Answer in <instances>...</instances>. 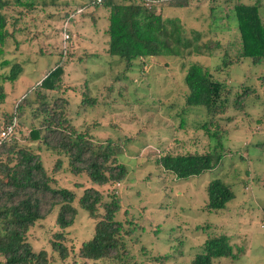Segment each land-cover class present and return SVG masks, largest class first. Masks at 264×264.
<instances>
[{"label":"rangeland","instance_id":"1","mask_svg":"<svg viewBox=\"0 0 264 264\" xmlns=\"http://www.w3.org/2000/svg\"><path fill=\"white\" fill-rule=\"evenodd\" d=\"M89 1L34 0L32 8L10 4L2 10L11 36L6 39L0 62L20 63L24 71L17 81L0 84L5 94L0 102V127L16 119L18 148L40 155L44 168L56 179L50 186L74 191L73 206L79 212L75 223L65 230V260L51 244L59 232L57 207L30 228L27 239L32 250L45 251L48 264H84L78 256L79 248L92 237L94 227V221L77 206L83 190L92 184L84 176L70 175L63 157L62 167L54 175L58 158L42 146V132L39 139L31 138V131L42 127L38 103L32 102L40 90L50 104L57 99L69 102L74 126L92 125L89 131L94 140L110 139L119 146V162L126 166L127 177L116 190H99L120 199L121 210L115 220L132 232L123 238L126 248L120 251V264H191L207 236L220 234L231 236L235 252L241 251V255L236 261L227 258L214 264H264V93L257 80L264 75V66L255 67L250 59H242L216 74L234 91L251 86L254 92L241 109L232 105L212 120L206 118L203 107L185 104L184 83L186 69L192 63L211 70L221 66L224 50L238 37L230 10L236 3L250 5L256 0H179L186 2L182 8L170 7L161 0L165 4L156 13L179 18L187 37L198 32L203 42L220 46L209 55L151 58L143 65L135 61L126 72L119 59L104 55L106 8L87 6ZM260 5L264 23V0ZM66 14H75L69 43H64L59 32ZM61 51H66L65 57ZM57 65L63 69L60 91L37 87ZM8 71L9 67L0 74ZM210 121L218 123L222 131L226 154L222 165L186 181L176 180L156 166L160 155L204 153L213 148L214 142L199 128ZM0 161H7L5 155ZM216 179L231 186L236 197L223 211L209 214L205 210L206 189ZM209 223L213 226L207 234L197 229ZM95 264L114 263L100 260Z\"/></svg>","mask_w":264,"mask_h":264},{"label":"trees","instance_id":"2","mask_svg":"<svg viewBox=\"0 0 264 264\" xmlns=\"http://www.w3.org/2000/svg\"><path fill=\"white\" fill-rule=\"evenodd\" d=\"M33 1L0 0V56L4 54L6 39L11 36L6 30V18L2 10L10 4L32 8ZM165 1L170 7L182 8L186 5L185 1ZM160 2L161 0L89 1L87 6L101 5L106 8L105 54L116 57L119 59L118 63L125 64V72L131 69L135 61L143 65L151 58L209 55L220 46L212 41L203 42L198 32H192L191 38L187 37L179 18H164L156 13V9L165 4ZM260 7V0H256L250 5L236 3L230 10L229 16L234 17L237 23L238 37L235 43L229 44L224 50L220 60L221 66L211 70L195 62L186 69L185 104L188 107H203L209 120L225 114L232 105L241 109L247 97L254 92L251 86L234 91L231 85L221 81L216 74L224 72L225 68L241 62L242 59H250L255 67L264 66V23L259 13ZM68 16L65 15L64 23L59 29L60 34L64 31L69 34L67 40L62 34L64 43H69L72 39L73 16ZM60 53L66 56V51ZM8 67V74H0V84L17 81L24 71L20 63H11L7 60L0 62L1 70ZM62 74V66H55L40 80L37 87L45 91L59 92ZM257 80L259 88L264 93V75L259 76ZM4 98L1 86L0 102ZM45 98V94L39 90L35 99H32V102L38 103L37 109L43 119L42 127L31 131V138L39 139L42 132L40 139L42 146L58 158L54 165V175L62 167L63 160H60V157H63L70 175L84 176L92 184L83 190L77 200L79 209L85 211L89 219L94 221L93 235L81 244L78 256L84 264L88 261L95 264L100 260L114 264L122 262L120 251L126 248L123 238L132 232L126 230L122 222L115 220V215L121 210L120 199L113 193L106 195L99 190L110 187L116 190V185L127 177L126 166L119 162V146L110 139L102 142L94 140L89 131L92 125L74 126L68 112L69 102L66 99H57L50 104ZM214 123L204 122L199 127L209 141L214 142L215 146L209 151L160 155L155 161L156 166L173 175L176 180L186 181L222 165L226 155L222 142L223 135L218 123ZM181 124L183 127L184 122ZM214 125L215 130H212ZM220 150L223 153H220ZM3 155L7 161H0V264L49 263L45 251L32 250L27 234L37 221L51 214L56 207L58 208L56 226L59 232L54 235L56 240L51 244L59 258L65 260L68 256L64 244L67 243L65 230L75 223L79 213L73 206L76 200L75 192L62 187H51L50 184H56V179L44 168L40 155L28 148H18L15 139L0 145V158ZM11 163L12 167L9 166ZM206 194L205 210L209 214L223 211L236 197L231 186L219 179L209 183ZM262 212L264 222V208ZM212 226L213 224L209 223L201 228L198 226L197 229L208 233ZM234 248L231 236L226 234L207 236L191 264H214L217 260L227 258L236 261L241 251L236 253Z\"/></svg>","mask_w":264,"mask_h":264},{"label":"built area","instance_id":"3","mask_svg":"<svg viewBox=\"0 0 264 264\" xmlns=\"http://www.w3.org/2000/svg\"><path fill=\"white\" fill-rule=\"evenodd\" d=\"M97 1L100 2V0ZM62 34L65 40L69 39L68 32L64 31L62 32ZM16 127H17L16 121L13 120L11 123L3 125L0 128V145L10 140L15 135ZM116 186L119 187L120 184H117Z\"/></svg>","mask_w":264,"mask_h":264},{"label":"clouds","instance_id":"4","mask_svg":"<svg viewBox=\"0 0 264 264\" xmlns=\"http://www.w3.org/2000/svg\"><path fill=\"white\" fill-rule=\"evenodd\" d=\"M13 120H15L16 121V119L14 118ZM12 120V121H13ZM11 123V122H10ZM7 124H9V123H7ZM16 124H17V122H16ZM6 125V124H5ZM13 139H16V133H15V135L10 139V140H13ZM10 140H8V141H10ZM17 140V139H16Z\"/></svg>","mask_w":264,"mask_h":264},{"label":"crops","instance_id":"5","mask_svg":"<svg viewBox=\"0 0 264 264\" xmlns=\"http://www.w3.org/2000/svg\"><path fill=\"white\" fill-rule=\"evenodd\" d=\"M104 55H106L105 52H104Z\"/></svg>","mask_w":264,"mask_h":264}]
</instances>
